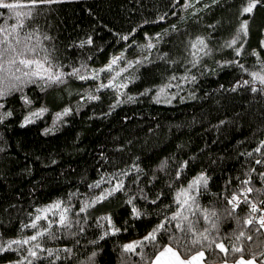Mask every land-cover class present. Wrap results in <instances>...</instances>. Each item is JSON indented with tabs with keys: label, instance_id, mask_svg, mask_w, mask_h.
Returning a JSON list of instances; mask_svg holds the SVG:
<instances>
[{
	"label": "trees",
	"instance_id": "1",
	"mask_svg": "<svg viewBox=\"0 0 264 264\" xmlns=\"http://www.w3.org/2000/svg\"><path fill=\"white\" fill-rule=\"evenodd\" d=\"M177 2L183 4V0ZM199 3L207 4L208 8H202L198 14L172 6V0H53L39 6L25 3L17 9L32 10L31 16L23 17L21 36L25 33L36 36L39 32L40 43L65 71L81 64L89 69L99 68L122 50L128 59L148 55L141 53L139 47L146 42L144 33L159 32L171 24H176L180 31L169 33L159 45V51L169 53L167 59L157 58L153 49L151 62L135 70L138 79L125 88L133 97L131 100L121 95L119 99L123 103L113 106L118 98L111 88L99 89L93 94L100 99L89 100L86 90L95 88L100 81L93 77L81 81L74 76L49 85L34 80L22 91L12 90L2 98L0 114L11 110L12 115L0 120V245L9 238L32 234L33 229L23 225L38 205L56 199L67 204L71 193V205L76 209L82 200L108 187L107 178L101 185L89 187L101 176L108 177L111 173L114 183L119 178L116 169L125 171L139 164V169L132 168L123 177L125 191L136 193L142 188L149 199L136 200L138 207L148 213L141 217L130 215L124 192L98 202L83 213L70 211L71 227L54 224L55 239L43 234L39 240L44 248L37 251L35 258L27 252L29 245H13L0 252V264L8 261L28 264V259L32 264H83L84 258L93 252L94 264H145L138 254L139 246L136 252H127L122 245L143 236L156 222L158 213L174 211L173 193L200 171L207 174L209 181L208 191L201 188L197 202L209 209L215 207L221 214L226 202L214 193L226 187L234 189L249 174L251 186L264 185L260 175L264 173V165L258 163L264 156L255 152L258 141L264 139V92H253L246 84L233 87L237 80L250 79L251 71L260 70L257 61L264 60V44H261L264 0H257L253 12L243 15L239 9L246 0H216L215 4L211 0H199ZM169 10L176 15L168 16L167 22L156 19L158 14ZM10 12L0 7V25L16 22ZM241 19L249 20L247 36L238 41L244 49L237 63L221 64L220 61L237 60L234 48L227 47L226 42L235 34ZM197 34L206 36L212 52L201 55L200 64L186 65L185 59L190 60L191 56L185 51L184 42L189 35ZM88 36L93 43L81 44ZM240 63L249 73L241 71ZM185 69L197 79L180 84L179 89L173 86L166 90L177 93L169 97L171 103L164 102L165 96L153 99L155 90L144 91L163 84L174 73L182 75ZM101 79L106 80L107 76L102 74ZM23 95L32 104H26L21 99ZM81 96H85L83 101ZM41 105L48 111L27 124L21 123L28 112ZM66 105L73 111L56 119L54 124L55 113ZM261 151L264 152V146ZM182 161L188 164L182 176L176 178L175 169ZM161 192L166 198L153 203ZM260 199L264 200V195ZM163 205H168V209ZM103 213H111L115 226L122 230L103 235L107 224L97 220ZM245 214V208L237 211L241 217ZM48 216L58 219L52 212ZM39 223L47 227L43 217ZM194 223L198 229L206 226L202 216ZM236 227L234 218L222 217V233ZM172 231L177 230L173 227ZM249 234L253 241L245 244L246 250L264 249V235L257 236L255 231ZM231 239L229 236L225 242ZM48 248L56 251L49 253Z\"/></svg>",
	"mask_w": 264,
	"mask_h": 264
},
{
	"label": "snow or ice",
	"instance_id": "2",
	"mask_svg": "<svg viewBox=\"0 0 264 264\" xmlns=\"http://www.w3.org/2000/svg\"><path fill=\"white\" fill-rule=\"evenodd\" d=\"M52 2L53 0H0V7L10 9V15L16 18L15 23L0 25V106H2V98L7 96L10 91H22L26 84L32 83L34 80L43 81L45 85H49L62 83L70 76H74L81 81H86L89 77L100 81L95 88L86 90V96L89 100H99L100 96L93 93L98 92L99 89L106 88L114 90L118 98L113 101V106L123 103V100L119 99L121 95L131 100L133 97L125 92V88L133 80L138 79L135 75V70L140 65L151 62L149 57L152 55L153 49H156L157 58L167 59L169 53L159 51V45L165 41L169 33L180 31L176 24H171L168 28L162 29L159 32L144 33L146 42L139 45V47L141 53L147 52L148 55L141 54L128 59L125 56L124 50H122L120 53L110 56L108 62L99 68L89 69L86 64H81L78 67H70L69 71H65L63 65L54 62L48 50L40 43L39 32L36 33V36H32L31 33H25L24 36L20 34L21 26L25 25L23 17L26 15L31 16L32 10L20 12L17 9L25 3L39 6L45 3L51 4ZM211 3L215 4L216 0H211ZM256 5L257 0H246V3L241 5L239 12L241 15L252 13ZM172 6L181 10L190 9L194 14H198L202 8H208L207 4H200L199 0H183V4H179L177 0H172ZM175 15V13L169 10L168 13L158 14L156 19L161 22H167L168 16L174 17ZM248 26L249 20L241 19L235 34L230 41L226 42L227 47L234 48V55L237 57V60L220 61L219 63L231 64L238 62L239 55L244 49V45H238V41L247 36ZM132 31L135 32L136 29L133 28ZM185 31H187L186 28ZM128 35L124 37L125 41H127ZM80 43L92 44V37L88 36L86 41H81ZM184 43L185 51L191 56L190 60L185 59L186 65H198L200 64L201 55L206 56L212 52V49L208 47L205 35L197 34L194 37L189 35ZM261 44H264V40L261 41ZM133 46H135V42ZM257 63L260 64V70L251 71L250 79L248 80L241 79L235 81L233 87L246 84L251 86L253 92H264V60H258ZM239 67L242 72L249 73V69L243 63H240ZM129 70H132V74H128ZM193 70L195 69L193 68ZM82 71L83 75H81ZM102 74L107 76L106 80L101 79ZM196 79V76L191 75L185 69L182 75L174 73L163 84L155 86L154 89L145 88L144 91L155 90L156 95L153 96V99L165 96L164 102L171 103L172 100L169 97L176 96L177 93L166 90L171 89L173 86L179 89L180 84H186L189 81L195 82ZM173 81H179V83L173 85ZM21 99L26 104H32V100L27 95H23ZM80 99L83 101L85 96H81ZM111 110L112 108L110 107L109 111ZM47 111L48 109L44 105H41L35 108L34 111L28 112L21 120V123L27 124L30 120L42 116ZM71 111H73L71 107L64 106L59 112L55 113L53 123L55 124L56 119ZM11 115L12 111L8 110L0 114V120ZM220 123H223V121ZM48 130L44 129V131ZM261 146H264V139L258 141L255 149V152H260L264 156ZM117 147L122 148L123 146L118 145ZM164 163L166 161L162 162L159 167H162ZM258 163L264 165V159L259 160ZM187 164L188 161L179 163V168L175 169L176 178L182 176V170ZM132 168L139 169L140 166L139 164H134ZM132 168H127L125 171L116 169L115 172L119 178H116L114 183L112 182L111 173L108 174V177L101 176L98 180L94 181L89 185L90 188L101 185L106 178L108 179V187L101 188L90 199L82 200L80 206L76 209H73L71 205V193L68 195L69 202L67 204L60 199H56L48 204L38 205L36 212L29 214L28 223L23 225V227H31L33 229L32 234L22 237L17 236L14 239L9 238L6 243L0 245V252L11 248L13 245L19 246L25 244L29 245L27 248L29 256L35 258L37 251L44 248V244L39 240L43 234H47L49 238L55 239L54 232L52 231L54 224L62 227H71L70 211L83 213L98 202L112 198L119 192H124L126 196L125 203L130 205V215L132 217L147 216V211H142L136 203L138 198L144 201L149 199L148 196L144 195L143 189L138 188L136 193L125 191L126 185L123 177L127 175V172L132 171ZM252 170L254 171V169ZM260 175L264 178V173H260ZM138 181L139 176H137ZM208 181L209 177L207 174L204 171H200L196 176L188 180L187 185H180L173 193L172 204L176 206L175 210L166 211L163 215L158 213L156 222L152 227L143 236H140L139 239L125 242L122 245L123 249L127 252H136L137 246H139L140 253L138 254L144 259L145 264H264V249L252 251L250 248L247 250L245 248L246 243H252L253 241L252 235L249 234L250 232L255 231L257 236L264 235V200L260 199V196L264 195V185H261L259 188L251 186L252 177L249 174L234 189L229 190L226 187L223 191L214 193L213 195L226 202V206L221 214L218 213L215 207L209 209L202 207L197 202L201 195V188L204 191H208ZM148 183L151 184L152 181L149 180ZM169 184H171V181H169ZM164 198L166 196L161 192L156 195L153 203L159 202ZM162 207L168 209L169 206L163 205ZM240 208L246 209V214L242 217L237 215V211ZM50 212L58 216V219L49 218L48 213ZM201 216L206 226L198 229L194 221L198 220ZM42 217L47 221V227L40 226L39 222ZM222 217L228 219L234 218L237 225L236 229L222 233L220 229ZM97 220L106 222L107 228L103 232L105 236L110 232L122 230L115 226L111 213H103L97 217ZM173 227L177 231H172ZM80 231L83 232V229L81 228ZM69 235H74V233H69ZM229 236L232 239L226 243L225 241ZM164 240L168 242L164 243ZM65 250L71 253V249H68L67 246H65ZM47 251L53 253L56 250L48 248ZM245 251L249 253L247 256L244 254ZM94 257L95 252L85 257L83 264H94ZM7 264H21V262L8 261ZM28 264H32L31 259H28Z\"/></svg>",
	"mask_w": 264,
	"mask_h": 264
}]
</instances>
